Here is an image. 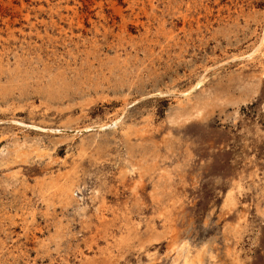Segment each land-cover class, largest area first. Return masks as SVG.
<instances>
[{
    "label": "rangeland",
    "instance_id": "rangeland-1",
    "mask_svg": "<svg viewBox=\"0 0 264 264\" xmlns=\"http://www.w3.org/2000/svg\"><path fill=\"white\" fill-rule=\"evenodd\" d=\"M263 27L264 0H0V264H264V47L234 58Z\"/></svg>",
    "mask_w": 264,
    "mask_h": 264
},
{
    "label": "bare ground",
    "instance_id": "bare-ground-1",
    "mask_svg": "<svg viewBox=\"0 0 264 264\" xmlns=\"http://www.w3.org/2000/svg\"><path fill=\"white\" fill-rule=\"evenodd\" d=\"M263 47H264V27H263V29H262V31H261V33H260V36H259V38H258V40H257V42H256V44L254 45V47L251 49V51L250 52H248V53H245V54H242L241 56H235L234 58L235 59H252L256 54H261L262 53V49H263ZM261 56V55H260ZM262 57V56H261ZM229 60V59H228ZM35 66V65H34ZM263 69H264V65H263ZM207 72V71H206ZM203 78V77H202ZM202 83V80H200V81H198V83L195 85V86H193L192 88H191V91H192V89L194 90V88H196V87H198L200 84ZM6 86V85H5ZM20 87V86H19ZM190 90V89H189ZM190 91V92H191ZM55 92V91H54ZM53 92V93H54ZM189 92V93H190ZM187 93V92H186ZM186 93H185V95H186ZM182 94V93H181ZM188 94V93H187ZM160 95V94H159ZM183 95V94H182ZM125 111V110H124ZM128 111V110H127ZM124 115H126V114H124ZM122 116H123V114H122ZM123 118V117H122ZM122 121V119L119 117L118 119H114L113 120V123H117L118 121L121 123V121ZM124 120V119H123ZM14 121V120H13ZM15 122V121H14ZM14 122H12V123H14ZM118 122V123H119ZM18 123V122H17ZM23 123V122H22ZM112 123V124H113ZM20 125V124H19ZM23 125V124H22ZM106 125V124H105ZM118 124H116L115 126H117ZM101 126V125H100ZM104 126V125H103ZM105 127V126H104ZM90 128V127H89ZM108 128V127H107ZM59 130V129H58ZM88 131H89V129H88ZM79 132V131H78ZM61 133V132H60ZM1 148V147H0ZM2 154V153H1ZM5 154V153H4ZM20 154V153H19ZM45 154V153H44ZM18 158V157H17ZM19 159V158H18ZM17 159V160H18ZM23 160V159H22ZM133 168V167H132ZM136 170V169H135ZM129 171H131V170H129ZM128 171V172H129ZM133 172V171H132ZM161 172V171H160ZM131 173V172H130ZM152 178V177H151ZM167 178V177H166ZM158 179V178H157ZM163 180V179H162ZM156 181V180H155ZM160 181V180H159ZM138 186H139V184H138ZM76 191V190H75ZM73 192V191H72ZM73 196V195H72ZM103 202V201H102ZM229 202V201H228ZM231 204V203H230ZM104 206H105V204H104ZM233 206V205H232ZM102 208V207H101ZM98 209V208H97ZM101 210V209H100ZM123 214V213H122ZM113 215V214H112ZM99 216V215H98ZM115 216V215H114ZM117 216V215H116ZM167 216V215H166ZM129 217V216H128ZM166 218V217H165ZM111 219V218H110ZM99 220V219H98ZM104 220V219H103ZM100 222H102V220L100 221ZM123 223V222H122ZM171 226V225H170ZM138 227V226H137ZM140 228V227H139ZM138 228V229H139ZM158 232V231H157ZM173 232H174V230H173ZM112 236H114V235H112ZM121 236V235H120ZM114 238V237H113ZM119 239V238H118ZM150 239V238H149ZM153 239V238H152ZM120 240V239H119ZM118 240V241H119ZM117 241V242H118ZM122 241V240H121ZM153 241H154V239H153ZM117 242H116V245H117ZM110 243V242H109ZM145 243V242H144ZM171 243V242H170ZM185 244H182V245H177V244H173L172 246H171V248H170V252H175V254H176V257H175V259L171 262V264L173 263V264H202V262H201V255H200V253H193L192 251H190L191 249H190V246H188L187 244H186V242H184ZM115 244V243H114ZM147 244V243H146ZM148 245V244H147ZM117 247V246H116ZM192 248V247H191ZM193 250V249H192ZM194 251V250H193ZM113 252V251H112ZM201 252V251H200ZM202 253V252H201ZM170 255H171V253H170ZM111 257H113V256H111ZM86 258V257H85ZM108 259V258H107ZM171 259V258H170ZM172 260V259H171ZM205 261V260H204Z\"/></svg>",
    "mask_w": 264,
    "mask_h": 264
}]
</instances>
